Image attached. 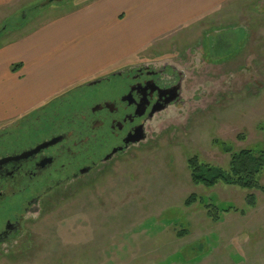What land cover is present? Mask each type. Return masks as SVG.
<instances>
[{
  "label": "rangeland",
  "instance_id": "rangeland-1",
  "mask_svg": "<svg viewBox=\"0 0 264 264\" xmlns=\"http://www.w3.org/2000/svg\"><path fill=\"white\" fill-rule=\"evenodd\" d=\"M85 1L17 0L0 6V48L44 26L55 33L53 50L70 48L64 63L52 66L62 70L57 84L79 77L74 70L83 62L100 59L98 71L63 85L52 100L73 98V86L126 63L160 58L190 64L188 84L200 93L165 116L147 141L97 166L83 181L49 193L19 239L0 247V264H264V192L251 191L257 198L251 207L245 203L248 190L193 183L188 166V158L197 156L227 169L233 151L264 150V0L247 11L241 2L236 10L228 3L136 50L98 40L93 29L75 33V26L61 24ZM82 20L76 26L85 25ZM65 30V37H57ZM52 100L25 118L34 120L39 108L54 112ZM259 180L264 184V170ZM191 193L237 209L212 222L200 204L184 206Z\"/></svg>",
  "mask_w": 264,
  "mask_h": 264
},
{
  "label": "flooded vegetation",
  "instance_id": "flooded-vegetation-1",
  "mask_svg": "<svg viewBox=\"0 0 264 264\" xmlns=\"http://www.w3.org/2000/svg\"><path fill=\"white\" fill-rule=\"evenodd\" d=\"M189 66L172 58L126 63L73 86V98L47 100L42 107L57 104L50 114L39 108L34 120L0 124V247L19 239L49 193L147 141L165 116L190 104L200 89L188 84Z\"/></svg>",
  "mask_w": 264,
  "mask_h": 264
},
{
  "label": "crops",
  "instance_id": "crops-1",
  "mask_svg": "<svg viewBox=\"0 0 264 264\" xmlns=\"http://www.w3.org/2000/svg\"><path fill=\"white\" fill-rule=\"evenodd\" d=\"M16 1L0 0V6ZM256 1L263 0H86L85 7L64 18L61 24L75 26V33L80 29H93L98 40L106 37L107 44L116 43L119 44L117 47L136 50L170 28L192 22L209 11H219L228 3H235L236 10L241 7V2L247 11L250 4ZM82 17L85 25L76 26V19L80 23ZM88 21L91 22L87 24ZM67 32H60L57 37H65L64 33L67 35ZM54 34L51 27L44 26L38 33L35 31L28 36L22 35L0 48V122L34 112L37 106L56 96V90L63 85L68 82L73 84L80 77H88L98 71L100 59L91 63L83 62V66L80 64L74 70L80 73L79 77L73 76L66 84H57L56 75L62 70L53 71L52 66L63 64L68 54L66 50L70 48L61 45L63 50L59 46H56L57 51L53 50L50 45ZM97 47L101 48L100 45ZM62 73L57 79L62 77Z\"/></svg>",
  "mask_w": 264,
  "mask_h": 264
},
{
  "label": "trees",
  "instance_id": "trees-1",
  "mask_svg": "<svg viewBox=\"0 0 264 264\" xmlns=\"http://www.w3.org/2000/svg\"><path fill=\"white\" fill-rule=\"evenodd\" d=\"M226 151L230 152L229 148ZM227 169L218 166L202 163L197 156L188 158V166L191 171V180L196 184H203L212 188L218 183L237 186L248 190L245 203L251 207L257 205V198L251 191L264 192V184L259 180V175L264 170V150L255 152L250 148L233 151L230 155ZM198 203L205 209L206 216L213 222L222 220L224 212L235 211L237 208L233 204H228L220 208L214 201H204L201 195L191 193L184 199V206ZM186 231H180L177 235H185Z\"/></svg>",
  "mask_w": 264,
  "mask_h": 264
},
{
  "label": "water",
  "instance_id": "water-1",
  "mask_svg": "<svg viewBox=\"0 0 264 264\" xmlns=\"http://www.w3.org/2000/svg\"><path fill=\"white\" fill-rule=\"evenodd\" d=\"M143 138V136H139V139L138 140H140V139H142Z\"/></svg>",
  "mask_w": 264,
  "mask_h": 264
}]
</instances>
